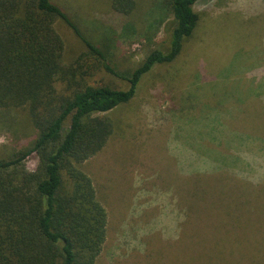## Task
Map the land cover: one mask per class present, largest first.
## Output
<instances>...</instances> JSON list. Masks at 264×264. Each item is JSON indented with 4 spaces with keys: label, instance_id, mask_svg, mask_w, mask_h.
Returning a JSON list of instances; mask_svg holds the SVG:
<instances>
[{
    "label": "rangeland",
    "instance_id": "rangeland-1",
    "mask_svg": "<svg viewBox=\"0 0 264 264\" xmlns=\"http://www.w3.org/2000/svg\"><path fill=\"white\" fill-rule=\"evenodd\" d=\"M66 1L80 11L78 24L94 36L114 70L130 72L151 49L165 46L172 15L162 0H136L128 18L114 13L107 0ZM193 8L199 21L180 53L169 63L155 65L130 102L107 113L115 131L83 164L106 193L111 211L98 264H217L207 260L205 251L213 242L264 246V229L259 228L264 200L257 198L261 180H255L264 170V0H197ZM128 19L132 27L119 35ZM104 24L117 33L109 34L108 49L100 41ZM56 28L65 43V61L75 62L84 46L61 20ZM94 62L91 69L83 59L78 62L91 72L88 82L127 87L100 61ZM235 127L250 138L242 137L241 148L234 142L228 154L244 160L237 167L247 165L250 154L262 169L248 164L252 171L232 174V182L225 181L226 191L215 184L214 195L198 193L206 206L197 221L194 193L187 189L199 177L209 180V169L220 164L208 155L231 160V155L221 154L225 145L218 140L236 134ZM35 135L25 107L0 109V158L25 148ZM37 161L29 155L26 169L33 171ZM237 182H252L256 191ZM225 211L231 212L227 220L221 215ZM246 223L249 239L241 231Z\"/></svg>",
    "mask_w": 264,
    "mask_h": 264
},
{
    "label": "trees",
    "instance_id": "trees-1",
    "mask_svg": "<svg viewBox=\"0 0 264 264\" xmlns=\"http://www.w3.org/2000/svg\"><path fill=\"white\" fill-rule=\"evenodd\" d=\"M63 1L0 0V109L10 111L25 107L36 129L28 146L0 158V264L99 263L108 237L111 211L106 193L95 185L83 164L103 149L115 131L107 113L130 102L137 86L155 65L175 59L199 21L193 8L197 0H162L172 15L165 46L151 49L130 72H120L107 63L106 53L95 38L91 39L94 36L84 32L78 24L82 18L80 11L73 9L70 1L65 0L66 4ZM107 1L114 13L126 18L135 10L137 2ZM60 20L72 29L85 48L73 63L65 61V43L56 28ZM131 22L128 19L123 23L119 35L132 27ZM103 29L100 41L108 49L109 34L116 31L105 24ZM80 59L88 68L92 65L90 69L94 61H100L106 71L126 81L127 87L93 85L88 82L91 72L81 68ZM235 129L238 132L233 136L227 134L218 140L225 145L221 154L231 155L228 152L234 142L240 145L238 142H243V138H250L245 130ZM31 154L38 160L33 171L25 167V160ZM246 156L250 166L262 169L252 163L250 154ZM208 157L220 162L209 169L210 179L214 175L218 177L212 183L210 179L198 180L199 177L195 185L187 189L194 193L197 221L206 206L198 193L214 195L215 184L226 191L225 181L232 182V174L252 171L248 164L237 167L236 162L244 163L241 157L229 156L232 162L212 155ZM194 171L198 172L195 167ZM262 173L255 177L256 181L261 180V189L256 188L260 200H264ZM199 175L202 174L195 176ZM237 183L243 185V189H254L252 182ZM221 215L227 220L231 212ZM242 228L244 237L251 238L247 223ZM259 228L264 229V224ZM222 241L213 242L209 251L205 249L207 260L217 264H264V246L251 249L237 247L228 239ZM223 259L227 263H222Z\"/></svg>",
    "mask_w": 264,
    "mask_h": 264
}]
</instances>
